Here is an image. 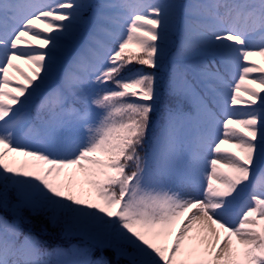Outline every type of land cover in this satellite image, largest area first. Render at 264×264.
<instances>
[{"label":"snow or ice","instance_id":"1","mask_svg":"<svg viewBox=\"0 0 264 264\" xmlns=\"http://www.w3.org/2000/svg\"><path fill=\"white\" fill-rule=\"evenodd\" d=\"M262 91L264 0H0V264H264Z\"/></svg>","mask_w":264,"mask_h":264},{"label":"rangeland","instance_id":"2","mask_svg":"<svg viewBox=\"0 0 264 264\" xmlns=\"http://www.w3.org/2000/svg\"><path fill=\"white\" fill-rule=\"evenodd\" d=\"M258 59V58H257ZM21 67H24L25 68V70H27V68H26V66H24V65H21ZM251 87H255L254 85H252ZM258 91H259V89H257ZM260 94L261 95H264V91H262V92H260ZM21 99H23V98H21ZM241 99L242 100H248V97L246 96V95H241ZM259 106V101L257 100V103L255 104V105H253V107H258ZM238 108H243V105H238L237 106ZM33 109H34V107L31 109V114L33 115ZM34 116V115H33ZM225 149H228L229 151H236L235 149H232V148H229V146L228 145H224L223 146ZM18 160H23V159H25L24 157H18L17 158ZM250 179H251V177H250ZM246 184L247 183H249V182H245ZM242 187V186H241ZM260 189L258 188L257 189V191H259ZM250 191H251V188H249L248 190H246L243 194H242V196H241V198H240V200L237 202V204H236V207H235V211L237 212V213H239L240 211H241V209L242 208H244V207H246V205H247V203H249L250 201H249V193H250ZM196 195H199V193H195ZM0 214H2V215H4L9 221H11V219H12V217H11V215L9 214V213H2V212H0ZM239 218V216H237V219ZM72 243L73 244H76V243H79V240H72ZM65 245L67 244V243H64ZM120 264H122L121 262H120Z\"/></svg>","mask_w":264,"mask_h":264},{"label":"trees","instance_id":"3","mask_svg":"<svg viewBox=\"0 0 264 264\" xmlns=\"http://www.w3.org/2000/svg\"><path fill=\"white\" fill-rule=\"evenodd\" d=\"M172 103V99L171 97L168 95L166 88L164 85L161 86L160 89V98H159V102L157 105V112L158 114L163 113L164 110L170 106V104ZM33 115L35 116V108L33 109ZM50 231L52 232V237L50 238V242L51 243H55V244H64L67 243L64 240H61L59 238V236L57 235L58 230L55 229H50ZM49 239V238H46ZM72 240H79L78 238H72ZM109 259H114L113 254L111 252L107 253ZM122 264H126L125 261H121Z\"/></svg>","mask_w":264,"mask_h":264}]
</instances>
